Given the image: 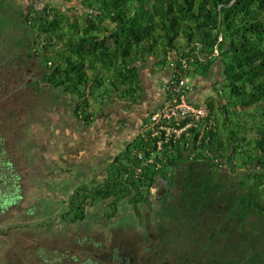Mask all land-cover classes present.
I'll return each instance as SVG.
<instances>
[{"label":"trees","instance_id":"obj_1","mask_svg":"<svg viewBox=\"0 0 264 264\" xmlns=\"http://www.w3.org/2000/svg\"><path fill=\"white\" fill-rule=\"evenodd\" d=\"M77 1L85 9L80 16L65 13L50 3H46L44 11L26 15L11 0H0V25L5 26L0 33H13V27L10 30L7 26L15 20L19 26L28 25L36 33V44L31 41L22 51L41 55L44 52L49 68L44 75L45 82L79 97L74 102L73 114L82 123L90 126L94 122L90 100L97 99L96 90L106 83L108 94H112L109 97L136 100L140 94L138 64L149 58L159 60L160 67L173 66L175 78H187L190 66L195 75L207 76L215 64L220 75L213 94L204 101L211 114L203 131L202 124L194 125L179 139L164 142L159 148L157 141L162 136L152 137L151 131L144 129L109 161L106 175L96 184L81 183L73 189L69 199L63 202L64 208L54 212L55 219L44 224L46 229L50 230L51 224H82L89 208L99 211L93 215L94 224L105 222L111 231L112 224L135 221L143 228L148 221L153 223L155 216L161 232L158 240L161 248L166 244L184 251L190 236L194 239L193 246L204 245L205 249L202 248L206 251L221 233L227 239L225 245L234 249L230 255L238 259V264H264V0ZM7 36L12 37L15 47L25 42L13 34H2L0 57L4 59L11 47ZM170 56L173 58L169 59ZM218 83L224 88L222 94L217 91ZM104 99L103 95L100 103ZM216 111L223 119L224 136L218 127ZM210 121L215 124L209 125ZM236 121L238 125L233 126ZM238 162L242 168L235 170ZM223 169L224 172L228 169L232 179L220 184L217 180L224 181L227 177H221ZM181 172L183 178L179 182ZM235 173L239 177L234 178ZM170 191L176 194L181 191L189 205L179 210L176 197ZM208 194L226 200L227 210H220L222 219L203 221L199 216L196 221L192 212H200L202 197ZM33 208L39 213L37 204ZM121 211L123 214L119 216ZM180 211H188V219L196 228L184 230V225L177 223L185 221L177 219L180 215L175 212ZM228 217L231 221H227ZM26 222L16 228H27L30 221ZM37 227V232L27 233L35 236L43 233ZM11 228L2 232L5 239L0 234L6 246L11 245L6 234ZM79 231L70 237L64 235L65 240L59 244L55 239L44 241L47 244L43 248L31 249L27 242V249L20 257L30 255L27 264L128 262L129 251L121 246V241V244L113 243L116 237L110 231L108 238L96 235L91 239L84 230ZM11 235L20 238L13 231ZM248 236L254 237V241H247ZM131 239L135 251L139 249L138 243L152 242L151 236L144 233ZM212 239L215 240L210 242ZM106 241L112 245L105 248ZM48 244H53V248L46 250ZM162 250L153 253V261L158 264H162L159 258L167 257ZM193 253L200 257L197 249ZM178 257L173 264H179Z\"/></svg>","mask_w":264,"mask_h":264},{"label":"rangeland","instance_id":"obj_2","mask_svg":"<svg viewBox=\"0 0 264 264\" xmlns=\"http://www.w3.org/2000/svg\"><path fill=\"white\" fill-rule=\"evenodd\" d=\"M50 1L63 12L70 13L71 15L77 14L80 16V14L85 11L77 0ZM11 3L14 7L29 11L28 7L33 2L31 0H11ZM37 3V7H42L44 3H49V1L37 0ZM11 26H13L12 29L16 34L18 31L24 29L19 26L18 20L11 22ZM7 35H9L8 32ZM11 50L13 49L10 47V52ZM172 58V56L169 57V59ZM148 60L152 62L157 59L149 58ZM146 63H148V61ZM138 65H140V63ZM189 70L190 72L187 74V80L190 85L195 81V74L194 71H192V66H190ZM217 74H219V71H217ZM198 75L200 77H205L202 74ZM107 87L109 86L106 83L100 90H96V95H98L97 99L91 98L90 100V106L94 113V122L90 126L76 119L73 114L74 102L78 101L79 97L63 93L60 90L55 91L53 88L49 89L46 94H40V98L37 99L39 101L37 104L31 101L27 104L26 102L28 100L22 102L21 104L23 105L19 106V109L13 111L14 119L13 115L10 114L8 115L9 117H2L6 119V121L3 123L0 120V136L2 137H0V157L3 155L0 162L2 160L5 161L7 156H11L15 164H12V168L3 166L0 169V173H2L0 175V185L4 187V191H2L3 195L0 198V234H2L5 239V234L2 232L15 226L13 227L14 230L11 228V232L6 233L9 234V241L7 243L13 244L11 246H14L15 242L18 240L21 247L29 243L31 245L30 248L35 249L36 247L43 248V246L47 244L45 243L46 241L51 242L50 240L53 239L56 240L55 242L57 244L62 243L65 240V238H63L64 235L70 237V235L74 234L77 230H84L89 235L90 239L96 235V237L99 236V238H108L107 232L110 231L112 237H116L113 243L117 242L121 244L122 242L123 245L121 246L126 247L127 252L129 251L127 255L128 262L125 264H158V261H153L155 259L153 253L156 251V254H158V250L160 249H163L162 251L164 253L166 252L165 254L167 256L165 258H159L162 264H173L176 262L178 255H180L178 257L180 259L179 264H238V259L230 255L234 249L225 245L227 239H225L221 233L217 234L216 241H214L215 239L210 241L214 242L211 244L212 247L206 251L203 250V248L205 249L204 245L202 246L203 248L193 246L191 241L194 239L193 237L190 238V236L189 245L185 244L184 251L166 244L164 246L162 245L161 248L158 242V240H161V232L156 226L155 216L152 217L154 224L148 221V224L143 228L135 221V223L131 222L129 224H112L114 226H112L113 229L111 231L109 227L105 226V222L100 224L95 222L94 224L93 215L94 213L98 214L99 211L95 208H89L87 210L88 217L82 224L74 223L69 226L65 223L51 224V226H49L50 230L46 229L44 224L48 222L47 220L55 219L56 214H54V212H59L61 208H64L63 202L69 199L70 195L73 193V189L86 181L90 182L94 180L93 183L96 184L100 178L106 175L105 170L109 161L126 147V144L122 142V137L121 139H113L112 143L106 140L110 139L108 136L109 133L107 135V128L111 126L110 123L113 125L116 123V118L109 116L107 111H111L112 113L109 114L114 116L115 112L120 111L119 109L122 105L118 97H109L111 92L108 94L109 91ZM191 87L192 86H190V90ZM216 88L217 91L222 94L224 90L222 83H218ZM100 93H102V95H100ZM103 95L105 97L104 103H100ZM0 96H4V98L1 99L2 102L7 99L4 94H0ZM27 97L28 95L23 96L22 100L24 98L29 99V97ZM116 98L117 101L114 100ZM106 100L109 101L107 102ZM43 107L45 109L39 112L38 110ZM216 112L218 115V111ZM34 114H40L39 121H32V119H30ZM144 119L146 122L145 124L151 123L149 115H146ZM222 121L223 119L218 115V127L221 135L224 136L225 131L222 127ZM12 125H15V128H13ZM237 125L238 121L233 123V126ZM144 127L146 128V125ZM3 133L4 136H2ZM93 140H95L94 144L92 143ZM30 158H32V160H30ZM122 160L124 163L125 160ZM4 163L8 164L7 162ZM36 166H38L37 169H39V174L41 176L38 175L40 177L37 176L38 180L34 181L33 177L24 173L30 172ZM226 167L228 168V166ZM240 168H242L240 163H236L235 170H240ZM3 172L8 174L5 179ZM221 174V177H230L228 169L225 172L224 169L221 170L220 175ZM20 175L23 180L19 177ZM235 177H239V174L235 173L234 178ZM12 178H15V180L12 181ZM228 179H232V176ZM13 198L17 200L14 201ZM37 201L39 213L32 211L35 210V208L31 209V205H33L34 202L37 203ZM122 214L121 211L119 216ZM27 216L28 218L30 217V219H27ZM38 217H40V219ZM26 221H30L27 228H16V225H25L27 223ZM227 221H231L230 217L227 218ZM39 224L43 227L38 228L37 226ZM36 227L40 231L42 229L43 233L40 232V234H36L37 236L27 233L29 230L37 232L38 230ZM12 231L20 238H14V236L11 235ZM142 233L147 236L150 235L152 242L149 243L146 241L143 244L142 241L138 243L136 246L139 247V249L135 251L132 247L134 243L131 242V238ZM245 233L247 235L248 231ZM234 237L237 238L238 236L233 235V238ZM45 238L50 239L46 240ZM125 240H127V242ZM232 240L236 241L234 239ZM232 240L230 241L232 242ZM219 242L220 244L217 245ZM109 245H112V242L106 241L104 246L107 248ZM46 246L45 249L49 250L53 248L54 245L48 244ZM5 247L7 246L4 241L0 239V253L2 250L8 249ZM195 249L200 253L199 258L193 253ZM29 256L27 255V257ZM2 257V254H0V264L5 263L4 259L1 262ZM27 257L21 258L19 255L16 257V264H27V260L31 259Z\"/></svg>","mask_w":264,"mask_h":264},{"label":"flooded vegetation","instance_id":"obj_3","mask_svg":"<svg viewBox=\"0 0 264 264\" xmlns=\"http://www.w3.org/2000/svg\"><path fill=\"white\" fill-rule=\"evenodd\" d=\"M31 1L33 3L31 5H29V7L27 6L29 11H25L26 15H27V13H29L31 11H39V12L44 11V6L46 5L45 3L43 4L42 7H37V5H38L37 0H31ZM48 1L50 4H54L50 0H48ZM11 14H13V13L11 12L10 15ZM11 22H14V21H10V27L7 26L10 30H11V27H13V26H11ZM23 22L24 21H22V23ZM27 26L28 25H26V27L23 26L24 29L21 31H18L17 34L15 32L9 34L10 31L9 32L3 31L2 33H0L1 38H2V34L8 32L9 35L13 34V37H20V38H23L25 41V42H23V45L20 44L18 47H15V45H13V43H11L12 37L7 36L6 38L10 39V46L13 50H11V52H9L7 54L5 59L3 57H0V94H4L7 98L5 101L2 102L1 99L4 98V96L3 97L0 96V120L3 123H5L6 119H4L2 117L6 118L9 114L13 115V119H14V114H13L14 112L13 111L15 109H19V106L23 105V104H21L22 102H24L25 100H28L26 102L27 104H29L30 101L34 104H37V102H39L37 99L40 98V94L41 95L44 93L46 94V93H48L49 89L53 88V86L49 85L44 80V75L48 72V69H49L47 64H46V61H45L44 52H42L43 54L41 55V54H38V52L34 53L33 51H29V52H23L22 51V49L27 47L31 41H33L34 45L36 44V38L34 37V35H36V33L34 34L30 28L29 29L27 28ZM4 27H5L4 25H0V32H1V29ZM40 51H42V50H40ZM53 89H55V88H53ZM57 90L58 89H55V91H57ZM25 95H28L29 99L24 98L22 100V97ZM44 109L45 108L43 107V108L39 109L38 111L41 112ZM39 117H40V114L39 115L34 114L32 117H30V119H32V121H35V120L39 121L40 120ZM12 127L15 128V125L14 126L12 125ZM2 136H4V133ZM33 154H34V152H33ZM1 157H0V159H2ZM30 160H32V158H30ZM4 162H7L8 164H5ZM12 164H14L13 157L7 156L5 161L2 160L0 162V169L3 166L6 168L9 166V168H12L13 167ZM35 168L37 169L38 166H36ZM1 174L2 173H0V175ZM3 174H4L3 175L4 179H5V177L7 178L8 174L5 172H3ZM24 174L33 177L34 181H37L38 177L41 176L39 174V169H37L33 172L31 170L30 172H27ZM38 175H40V176H38ZM19 177L21 178V175ZM178 178H179L178 181L181 182L182 178H183V172H181L179 174ZM21 179L23 180V178H21ZM224 179H225L224 181H222V179H219L217 181L220 184L222 182L228 183V178H224ZM14 180H15V178H12V181H14ZM93 182H94V180H91L90 182L86 181L83 183H87V184L92 183L93 184ZM17 186H18V184H17ZM2 191H4V187L2 185H0V198L3 195ZM169 193L173 194L176 197L175 198L177 200L176 204H177V208L179 210H184L186 208L185 204L189 205V202L183 196L181 191H179L177 194L172 193V191H170ZM202 201H203V203L201 202V206L198 207V210L200 212H197V213L192 212L196 221H198L199 216H200V219L203 221L204 220L205 221L206 220L212 221L213 218H221L222 219L221 215H223V213L220 212V210H223V209H225V211L227 210V206L224 207V205L227 204L226 200H220V199H217L216 197H213L211 194H208V195H204L202 197ZM36 204H38V201H37V203L34 202V204L31 205V209ZM212 209H213V211H212ZM32 211H34V210H32ZM175 213L180 215L178 218H177V216H174L175 218H177V219L183 218L185 220V221L179 220V222H177V223H182L184 225V230L185 229L192 230V229L196 228L194 223L188 219V215H190V214H188V211H180V212H175ZM188 220L191 222L192 228H190V226L188 225V224H190L188 222ZM249 240L254 241V237L250 238L248 236L247 241H249Z\"/></svg>","mask_w":264,"mask_h":264},{"label":"crops","instance_id":"obj_4","mask_svg":"<svg viewBox=\"0 0 264 264\" xmlns=\"http://www.w3.org/2000/svg\"><path fill=\"white\" fill-rule=\"evenodd\" d=\"M147 61L148 63H146ZM147 61L140 63L139 97L133 101L121 100L120 103L122 105L119 109L120 111L115 112L114 116L110 115L112 113L111 111H107L109 116L116 118V123L114 125L110 123L112 127L110 126L107 128V135L109 133L108 136L110 139L106 140H108L109 143H112L113 139H121V137L123 138L122 142L125 144L132 142L138 135L144 132V126L146 125L144 117L146 115L150 116L166 98L167 93L165 91V85L174 75V67H160L157 63L159 60H153L152 62H150V60ZM217 71L219 70L215 64L207 76L200 77L199 75H194L195 81L190 84V86H192L191 92L189 93L191 101L196 103L204 102L213 94L214 85H216L218 76L220 75L217 74ZM114 100L117 101V98ZM92 143L94 144L95 140H93ZM11 245L5 247L8 249L2 250L0 253L3 256L1 262L4 259V264H16V257L27 249V246L21 247L18 242H15L14 246Z\"/></svg>","mask_w":264,"mask_h":264},{"label":"built area","instance_id":"obj_5","mask_svg":"<svg viewBox=\"0 0 264 264\" xmlns=\"http://www.w3.org/2000/svg\"><path fill=\"white\" fill-rule=\"evenodd\" d=\"M214 54H217L216 49ZM165 91V100L151 113V123L146 124L145 128L151 131L152 137L162 136V139L157 141L159 148L164 142L179 139L194 125L202 124L203 131L211 114L207 102L194 103L190 100V85L185 76H172L165 85ZM184 119H187L185 123L182 122ZM211 124L215 123L210 121L209 125Z\"/></svg>","mask_w":264,"mask_h":264}]
</instances>
